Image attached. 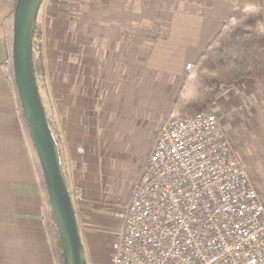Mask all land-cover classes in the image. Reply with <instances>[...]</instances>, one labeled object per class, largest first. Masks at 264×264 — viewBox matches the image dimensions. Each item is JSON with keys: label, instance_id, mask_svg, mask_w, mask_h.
Segmentation results:
<instances>
[{"label": "crops", "instance_id": "1", "mask_svg": "<svg viewBox=\"0 0 264 264\" xmlns=\"http://www.w3.org/2000/svg\"><path fill=\"white\" fill-rule=\"evenodd\" d=\"M148 1L150 7H157L150 10L152 19L164 21L166 29L154 35L147 31L149 39L145 44L120 40L122 31L114 27L111 41L97 38L92 42L87 29L79 36L89 41L71 36L61 40L55 30L46 45L51 115L60 135L68 183L81 192L84 200L83 243L90 251L92 263L98 253H111L115 243H98L96 233L100 228L115 230L110 223L115 225L118 221V240L121 237L124 220L120 214L126 210L138 176L135 169L140 170L135 157L121 143L128 128V121L122 120H131L139 112L126 101L137 96L140 102L150 103L153 93L157 103L166 107L161 127L174 110L187 75L186 65L198 60L235 10L259 9L264 28V0ZM15 3L16 0H0V264H56L44 220L39 178L6 68L5 19ZM91 14L96 23L105 18L102 12ZM102 28L96 26L94 33L101 35ZM117 62L127 66L117 71L115 65L112 67ZM126 77L137 83L143 81L144 86L140 85L141 90L140 86L127 88ZM115 84H123L122 92L115 89ZM263 84L264 80L242 81L239 90L227 92L225 105H235L238 98L246 104L248 98L254 99L252 95L264 93Z\"/></svg>", "mask_w": 264, "mask_h": 264}, {"label": "built area", "instance_id": "2", "mask_svg": "<svg viewBox=\"0 0 264 264\" xmlns=\"http://www.w3.org/2000/svg\"><path fill=\"white\" fill-rule=\"evenodd\" d=\"M212 104L172 112L138 157L111 264H264V191Z\"/></svg>", "mask_w": 264, "mask_h": 264}, {"label": "rangeland", "instance_id": "3", "mask_svg": "<svg viewBox=\"0 0 264 264\" xmlns=\"http://www.w3.org/2000/svg\"><path fill=\"white\" fill-rule=\"evenodd\" d=\"M150 4L151 2L148 0H44L39 11L38 23L43 35L46 70V45L52 36V32L55 30L57 35H61V40L63 39L62 37L71 36L74 40L80 38L79 41H89V38L91 37V41L95 42L97 38H101L104 41H111L112 30L115 27L122 31L120 34V40L136 41L141 44L147 43V40L149 39L147 31H149L151 35H154L155 33L163 32V30L166 29V23L164 21L158 17L152 19L151 16L153 13L150 11L152 8L150 7ZM155 7L152 9L154 10ZM96 11L105 13V18L100 19L103 21L96 23V19L91 18L92 16H90V14L95 13ZM113 11H115V14H112ZM134 15L145 18H137ZM95 25L98 28L100 25L103 27L101 35H96L94 33L96 28ZM84 29H87L85 30L86 33L89 32V38L79 36L80 32L84 31ZM107 32L108 35H106ZM114 65L115 70L117 71H120L122 66H127L125 64L120 65L118 62L115 64L113 63L112 67ZM153 75L159 76L158 74ZM125 82H128L127 88L134 87L136 89L140 85H143V81L137 83V81H134L132 78L129 79L128 77L125 78ZM122 85L123 84H120V86L117 87L115 84V89L118 88L120 91ZM122 89L120 92H122ZM141 89L142 86L138 88V90ZM233 89L239 90V86ZM224 92L226 94H223ZM227 92L228 91L220 92L212 102L216 101L219 109L218 111L222 114L220 123L223 130L232 141L234 148L242 155L245 165L251 175H253L260 190L264 191V93H257L256 96L252 95L254 99L251 100V98H248L246 104L240 103L238 98L235 105L226 106L224 102H226L225 99L228 95ZM219 96L221 98L217 99ZM42 97L46 109L51 115L52 108L48 93L47 71L46 85L45 89L42 90ZM149 98L150 103L146 104L140 102L137 96L133 99L129 98L126 101L129 106L134 104L135 108L139 111L135 118L133 117L131 120H128L125 117V119L122 120L128 121V128L123 133L121 143L124 146V150L135 157V161L138 160V157L143 152L144 148L146 147V150L151 145L158 130L157 128L160 127L161 120L166 113L165 105L163 103L159 105V103H157L158 101H156L157 97L153 93ZM241 100L243 101V98ZM212 102L209 103L207 108L215 106ZM52 120L54 121L53 116ZM135 168H137L136 162ZM139 171L138 168L135 169V172L138 173ZM69 188L78 218L81 238L84 239L82 242H86V232L83 225L84 210L81 209L84 200L82 199L81 192L79 190L76 192L73 185L69 184ZM111 226H114L115 230H109L106 227H102L97 231L96 240L98 243L104 244L105 240L115 242L118 240L120 234L118 221H115V225L110 223V227ZM85 244L84 248L88 264H110L111 253L107 250L106 252L98 253L94 263H92V260L90 259V251L87 250Z\"/></svg>", "mask_w": 264, "mask_h": 264}, {"label": "trees", "instance_id": "4", "mask_svg": "<svg viewBox=\"0 0 264 264\" xmlns=\"http://www.w3.org/2000/svg\"><path fill=\"white\" fill-rule=\"evenodd\" d=\"M13 12H10L5 19L8 47L6 68L13 83L24 135L29 144L39 178L44 201V220L53 256L56 264H64L62 243L50 203L44 174L31 139L27 121L21 109L14 81L12 58ZM33 63L41 100L47 112L50 127L60 147L61 139L59 132L55 122L52 120V116L46 109L42 97V90L45 89L46 85L47 70L43 35L38 19L33 44ZM244 80H264L263 13L259 9L248 10L241 8L232 13L229 20L224 23L219 33L193 64L192 71L185 76L175 99L173 111L179 117L193 116L205 110L220 92L236 88Z\"/></svg>", "mask_w": 264, "mask_h": 264}, {"label": "water", "instance_id": "5", "mask_svg": "<svg viewBox=\"0 0 264 264\" xmlns=\"http://www.w3.org/2000/svg\"><path fill=\"white\" fill-rule=\"evenodd\" d=\"M44 0H17L14 7L12 58L21 109L44 174L60 234L64 264H88L65 164L42 103L33 63V44Z\"/></svg>", "mask_w": 264, "mask_h": 264}]
</instances>
